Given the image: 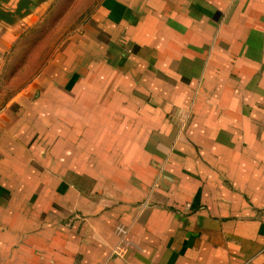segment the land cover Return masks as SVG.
Here are the masks:
<instances>
[{
	"label": "crops",
	"instance_id": "obj_1",
	"mask_svg": "<svg viewBox=\"0 0 264 264\" xmlns=\"http://www.w3.org/2000/svg\"><path fill=\"white\" fill-rule=\"evenodd\" d=\"M0 264H264V0H99L0 111Z\"/></svg>",
	"mask_w": 264,
	"mask_h": 264
},
{
	"label": "rangeland",
	"instance_id": "obj_2",
	"mask_svg": "<svg viewBox=\"0 0 264 264\" xmlns=\"http://www.w3.org/2000/svg\"><path fill=\"white\" fill-rule=\"evenodd\" d=\"M98 1L52 0L45 9L37 0L42 6L40 18L19 25L14 30V45L0 55V111L47 65L58 62L67 36L73 35L79 26L81 33L85 20L96 11Z\"/></svg>",
	"mask_w": 264,
	"mask_h": 264
}]
</instances>
